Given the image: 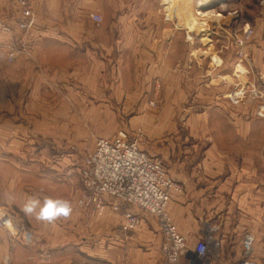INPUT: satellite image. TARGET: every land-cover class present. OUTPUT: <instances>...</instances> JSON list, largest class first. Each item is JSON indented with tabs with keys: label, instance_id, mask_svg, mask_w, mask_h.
I'll use <instances>...</instances> for the list:
<instances>
[{
	"label": "crops",
	"instance_id": "obj_1",
	"mask_svg": "<svg viewBox=\"0 0 264 264\" xmlns=\"http://www.w3.org/2000/svg\"><path fill=\"white\" fill-rule=\"evenodd\" d=\"M175 1H166L175 14L166 19L161 10L164 0H32L38 22L24 34L32 56H21L13 64L0 59V82L6 66L11 72L10 85L0 87V145L3 112H7L4 121L9 130L25 134L35 130L45 137L58 129L62 144L78 141L90 143L91 148L98 137H112L120 124H112L104 134L96 130L89 134L81 128L82 112L96 120L98 111L137 112L131 124L148 127L152 150L165 159L181 186L168 206L189 245L190 256L180 264H190L197 242L210 236L221 244L210 251L208 264H239L247 233L255 237V262L264 264V105L249 104L248 113H243L244 105L235 101L230 88L236 83L225 78L232 73L235 80L238 77L230 57L214 59L204 53L195 57L199 51L195 47L204 43L194 40L188 22L193 0H179L171 7ZM17 8L14 0H0V19L20 31ZM93 12L104 21H93ZM7 38L10 34L0 29V41ZM218 77H223L222 86H204L206 80ZM50 85L63 87L67 96H55V91L46 96ZM211 93L219 94L217 102H211ZM149 100L161 112L152 121ZM182 112L179 120L191 127L185 135L179 134L176 125ZM122 125L128 124L123 120ZM11 135L7 137L11 143L22 141L21 147L28 143V138ZM29 137L33 142L34 137ZM3 151L15 158L18 149ZM2 154L0 148V160ZM11 171L20 173L14 167ZM16 182L0 183V191L10 192L6 199L0 196V206L24 209L37 238L33 246H16L15 264H92L94 260L163 264L165 238L154 217L142 214L141 232L131 238L120 230L124 220L120 212L109 208L104 213H87L67 199H49L31 208L24 189L21 201L11 195ZM49 202L66 206L68 213L45 218L42 213ZM35 207L41 209L37 214L31 210ZM8 244L0 229V264Z\"/></svg>",
	"mask_w": 264,
	"mask_h": 264
},
{
	"label": "rangeland",
	"instance_id": "obj_2",
	"mask_svg": "<svg viewBox=\"0 0 264 264\" xmlns=\"http://www.w3.org/2000/svg\"><path fill=\"white\" fill-rule=\"evenodd\" d=\"M166 1L167 0H164V3H166L164 5L166 6L168 4L166 7L170 8L171 2L167 3ZM200 1L201 0H193L194 3L193 13L196 14L198 22L197 21L195 23L191 22V19H189L188 21L192 28L191 33L193 34L194 40L195 41L201 40V42L204 43L203 45L200 44L199 47H195V50L199 49L198 52L195 51V57L199 53L209 54L214 59L219 58V56L221 58L230 57L231 58L230 62L234 63L232 69L238 70L236 73V76L238 77H236L235 80L233 78V73H232L231 75L225 76V78L227 80H230L232 82L234 81L236 83V85H232L230 86V88H232V91H235L234 94H232L234 95L233 98L235 99V101L244 105L242 106L243 113H248L246 109L249 108V104L255 105L254 103H257L258 105H264V4L261 3L260 0H211L212 2L209 3L206 2L202 6H200L198 5ZM176 3L177 1L174 4ZM14 5L17 8L15 0H14ZM165 6L161 5L162 8L161 10L162 13L164 14V17L166 19H170L172 15L174 18L175 16L174 12L171 11V8L168 9ZM173 6L174 5H172L171 7ZM198 10L199 11L205 10V12H203L202 14H198ZM234 10H238V13L235 14L233 12ZM17 12H19L18 8H17ZM92 14H99V13L93 12L90 14V18L93 20ZM99 15L102 17V21L100 22H97L95 20L93 21L97 23H102L104 21V17L101 14ZM248 23L253 26L255 32L252 38L248 42H246L243 47H241L240 45L237 44V35L242 34L244 26H246V24ZM3 32H5L6 34H10V38L3 40L1 39L2 41H0V54H1L0 59H2V62L5 61L7 64H13L19 58L18 57L13 62L7 59L6 50L9 47H18L20 50L29 49L30 54H22L21 56H28V57L32 56V47L26 41L28 37L24 35L27 31L24 30L17 31L11 28L9 31H3ZM19 33H22V35ZM242 48L244 49V53H245V55L243 56L244 58L240 57L239 55V51ZM206 49H209V51L206 52ZM214 63L215 65L217 64V62ZM9 69H10L9 66H6V68L2 71L1 74L2 82H0V87L4 85H10L11 72ZM227 70L230 71V69ZM206 78L208 77L206 76ZM209 78L211 79V76H209ZM222 78L223 77H218L212 80V82L210 79L206 80L204 82V86L210 89L218 88ZM220 85L222 86L223 84ZM199 86H201V84H199ZM228 87L229 86L227 84L226 88ZM46 89H48V91L45 92L46 96L52 91L56 92L55 96H58L59 94H61L63 98L67 96L64 93L65 89H63V87H59L57 85H50L49 88L47 87ZM218 96L219 94L211 93L209 98L211 99V102L215 103L219 100ZM149 108H150L149 121L150 120L152 121L156 117V115H159L161 112L157 110V103L154 100H149ZM263 112H264V108H263ZM5 113L7 112H3L2 114L3 142L1 143L0 148L3 154H2V159L0 160V183H4V184H6V182L12 183L14 179L18 181L16 182L18 187L12 189V193H11V195H14V199H16V201L23 200V189H24L25 192L24 195L27 197L26 200L28 202H30L31 200V208L32 205L34 206L37 202L44 201V203H46V200L49 199H56V200L67 199V200L75 201L77 206L81 208L83 211H86L87 213H93V210H88L80 206L79 199L86 193L83 176H82V167H81L82 159L89 152H92L95 149L96 144L95 147L93 146L94 149H92L93 147L91 148L90 143H80L78 141H72L69 144H62L61 140L58 139L61 138V136L57 134L58 129H54L55 132L54 134L45 137L39 135L40 133L36 132L35 130L26 131L27 132L26 134L22 133L20 130L15 132L14 128L13 130H9L7 122L4 121L8 117L7 115H5ZM39 113H45V112H39ZM71 113H80V112H71ZM135 113L137 112H123L116 110L114 112L98 111L97 112L98 120L91 119V115L89 116V118L91 119L90 120L87 119V117L85 116V115L88 116V112H82V117L85 119V121L82 123L81 128H84L87 132H89V134L93 133L92 132L93 130L94 131L96 130V132L98 133L100 132L104 134L105 130H109L112 124L116 126V124L119 123L120 126L118 125L115 127L113 136L121 130L126 131L128 133L130 140H136L141 146V148H143L152 156L160 158L163 161V163L166 164L165 159L161 157L159 154L155 153L151 148L152 140L149 139L148 127L147 126L145 127V124L141 122L140 124H135V125L131 124L130 119ZM183 115L184 112H182L177 116L176 125H177V130H179V134L181 132L182 134L185 135V134H189L188 131H191V127H187L185 125V120L183 119L179 120V118L183 117ZM110 117H112V119ZM123 120L126 124H128L127 127L125 126V128H123L124 125H122ZM149 121L146 122V125L149 124ZM50 124L56 125V123H51V122ZM10 134H12L11 136L17 134L21 139L23 137H24L23 139L28 138L27 141L28 143L25 144L26 146L24 147H21L22 141L11 143L9 142V140H7V137L10 136ZM167 135L168 134H163V137H167ZM29 136L34 137L32 138L33 142H31ZM192 137L197 138L194 135ZM99 138L100 137H98V139ZM187 140L189 141L191 139L186 138L185 141ZM203 146L204 145L199 146L198 153H200ZM12 148L18 149V152L16 151L17 153H13L16 155L15 158L13 156L12 158L6 156L9 153L3 151L6 149L11 150ZM8 159L15 162L17 166L25 167L29 171H26V169H20L15 165H13L12 163H9L7 161ZM64 159L65 161H63ZM12 167L17 168L19 170L20 172L19 175H14L13 171H11ZM167 171L170 174V176L175 179L173 174L169 172L168 168ZM7 187L11 188L8 185ZM17 189L20 190L18 191ZM9 193L10 192L8 191V194ZM8 194H6L5 191H0V196L5 197V199L8 196ZM0 209L11 210L19 214L23 218L24 222H26L25 224L27 225V227L30 230H32V232L34 233V239L32 242L25 243L22 240H20L14 245V247L12 246L11 248L12 243L10 242L11 239L8 236L7 230L0 227V229L5 232L9 240L7 250L2 255V264H15L13 257L16 246L35 245L37 235L35 229L27 222V216L24 212V209H21L17 206H13V209L9 207L0 206ZM31 210L37 214L38 211H40L41 209L35 207ZM104 212L105 211H103V213ZM155 219L158 222L157 218ZM124 220L122 221V223L124 222ZM142 225L143 224L141 223L137 231H131L130 233H124V234L130 236L131 238L133 237L136 238L138 234L141 232ZM158 225L161 229L159 222ZM165 242L166 239H164L163 241V248ZM187 247L189 249L188 244ZM191 248L192 247L190 246V249ZM194 250L195 249H193V251ZM45 258H46L45 255L42 254L41 259L44 260ZM164 261L165 260H163V264ZM101 262H102L101 260L100 261L94 260L92 264H106ZM83 264H87V263H83ZM109 264H114V263H109Z\"/></svg>",
	"mask_w": 264,
	"mask_h": 264
},
{
	"label": "built area",
	"instance_id": "obj_3",
	"mask_svg": "<svg viewBox=\"0 0 264 264\" xmlns=\"http://www.w3.org/2000/svg\"><path fill=\"white\" fill-rule=\"evenodd\" d=\"M20 17L18 28L28 31L37 24V15L32 0H15ZM264 4V0H260ZM199 5V4H198ZM225 9V8H222ZM235 14L238 10L233 11ZM93 20L100 22L99 14H92ZM11 25L0 19V29L9 31ZM249 23L237 35V44L243 47L254 35ZM30 50L9 47L7 59L15 61ZM244 58V49L239 51ZM82 176L86 193L79 199L80 206L103 212L109 209L122 212L124 222L120 225L123 233L137 231L142 214L157 218L164 238V264H180L182 258L190 256L187 239L173 221L168 210L172 193L181 190V186L170 176L163 161L145 151L136 140H130L126 131H119L110 138L100 137L96 147L82 159ZM23 218L11 210L0 209V227L7 230L12 246L22 240L30 243L34 233L25 224ZM255 237L247 233L243 238V252L239 264H257L253 257ZM221 242L212 236L200 239L191 256L190 264H208L209 253L220 246Z\"/></svg>",
	"mask_w": 264,
	"mask_h": 264
},
{
	"label": "clouds",
	"instance_id": "obj_4",
	"mask_svg": "<svg viewBox=\"0 0 264 264\" xmlns=\"http://www.w3.org/2000/svg\"><path fill=\"white\" fill-rule=\"evenodd\" d=\"M69 209L66 206H58L55 202H49L43 209V216L51 219L58 214H67Z\"/></svg>",
	"mask_w": 264,
	"mask_h": 264
},
{
	"label": "bare ground",
	"instance_id": "obj_5",
	"mask_svg": "<svg viewBox=\"0 0 264 264\" xmlns=\"http://www.w3.org/2000/svg\"><path fill=\"white\" fill-rule=\"evenodd\" d=\"M176 1H178V0H176ZM176 1H175V2H176ZM189 1H190V0H188V2H189ZM175 2H173L172 5H174ZM183 2H185V0L182 1V3H183ZM206 2L209 3V2H212V1H211V0H201V1L199 2V5L202 6V5H203L204 3H206ZM189 3H190V2H189ZM189 3H188V4H189ZM191 10H192V8H191ZM203 12H205V10H204V11H202V10L199 11V10H198V14H202ZM190 16H192V17H191V22H194V23H195L196 21L198 22V19H197L196 14L193 13V14H191ZM188 19H189V18H188Z\"/></svg>",
	"mask_w": 264,
	"mask_h": 264
}]
</instances>
